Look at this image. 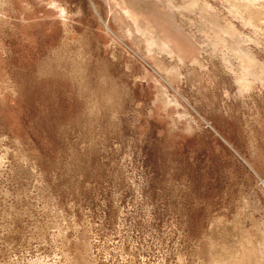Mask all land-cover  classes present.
Instances as JSON below:
<instances>
[{"label":"rangeland","instance_id":"rangeland-1","mask_svg":"<svg viewBox=\"0 0 264 264\" xmlns=\"http://www.w3.org/2000/svg\"><path fill=\"white\" fill-rule=\"evenodd\" d=\"M171 1L0 0V264H264V0Z\"/></svg>","mask_w":264,"mask_h":264},{"label":"bare ground","instance_id":"bare-ground-1","mask_svg":"<svg viewBox=\"0 0 264 264\" xmlns=\"http://www.w3.org/2000/svg\"><path fill=\"white\" fill-rule=\"evenodd\" d=\"M124 1V0H123ZM139 1H141V0H125V2L127 3V9L129 10L130 9V11H131V9H133L134 10V12L136 11V7H137V4H139L138 2ZM168 2H167V7H169L170 9L171 8H173L174 6L172 5V1L171 0H167ZM110 6H111V9L114 11V16L116 17L117 16V18L121 21V22H125L126 23V16L124 15V13L122 12V11H116L117 9L115 8V4H113V3H110ZM187 6H188V8L190 9H192V8H195V7H198L199 6V3H198V1H196V0H190V2L187 4ZM207 8H205V6L202 8L201 7V11L203 12L205 9H208V7L209 6H206ZM235 8L236 9H238V8H240L238 5H236L235 6ZM116 9V10H115ZM165 10V9H164ZM163 10V11H164ZM116 11V12H115ZM126 12V11H125ZM117 13V14H116ZM169 15H171V16H169L171 19H172V12L169 10ZM153 16H155L154 14H153ZM216 19V22H218V19L217 18H215ZM212 21V20H211ZM138 25H139V28H143L144 29V32L148 35L147 37L148 38H151L152 39V42H155V39L157 40L158 39V36H157V32L156 31H154V30H152V28L150 27V26H148L147 24H146V20L144 21L143 20V18H140L138 21ZM215 22V23H216ZM209 23V22H208ZM210 24V23H209ZM205 25V24H204ZM212 26H213V24H211ZM211 25H209V26H211ZM149 27V28H145V27ZM160 26V25H159ZM168 26V25H167ZM222 26V25H221ZM217 27H219L218 26V24H217ZM223 27V26H222ZM151 28V29H150ZM159 28V27H158ZM174 28V27H173ZM212 28V27H211ZM220 28V27H219ZM224 28H226V27H224ZM146 29V30H145ZM228 29V28H227ZM153 31V34H150V33H152V31ZM211 30H213V28L211 29ZM220 30H222V32L223 33H225V36L226 37H228L227 35L229 34L225 29H223V28H220ZM214 31V30H213ZM215 34V33H214ZM221 36H224V35H222L221 34ZM220 36V37H221ZM240 37V36H239ZM238 36H230V37H228V39H227V41L225 40L226 38H223L225 41H222L221 40V43L222 44H224L225 46H228L227 47V49L228 48H231V52L233 53H231L233 56H235V55H237V56H242V55H248V54H246L247 52H246V50L243 48V46H242V41H241V39L239 38ZM215 39V38H214ZM220 39V38H219ZM216 41H214V40H212V41H214V43L216 42V43H219L220 41L219 40H217V39H215ZM213 43V42H212ZM218 47H219V45H218ZM226 48V47H225ZM251 56V55H250ZM249 57V56H248ZM224 258V257H223ZM217 261V260H216ZM229 261V260H228ZM217 264V263H216Z\"/></svg>","mask_w":264,"mask_h":264}]
</instances>
